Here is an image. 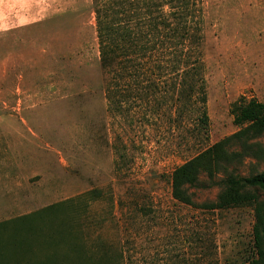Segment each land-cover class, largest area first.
<instances>
[{
  "label": "rangeland",
  "instance_id": "1",
  "mask_svg": "<svg viewBox=\"0 0 264 264\" xmlns=\"http://www.w3.org/2000/svg\"><path fill=\"white\" fill-rule=\"evenodd\" d=\"M199 8L202 142L171 104L110 108L129 81L102 67L92 0H0V264H264V191L245 184L264 132L226 142L247 127L232 105L264 104V0ZM219 143L177 200L174 171Z\"/></svg>",
  "mask_w": 264,
  "mask_h": 264
},
{
  "label": "trees",
  "instance_id": "2",
  "mask_svg": "<svg viewBox=\"0 0 264 264\" xmlns=\"http://www.w3.org/2000/svg\"><path fill=\"white\" fill-rule=\"evenodd\" d=\"M92 5L102 67L108 74L116 72L124 83L129 81L119 86L126 93L119 106L109 97L110 108L129 113L133 107L157 105L161 113L163 106L171 104L176 112L175 116L169 114L170 121L182 124L188 115H194V127L188 132L197 142L208 139L210 119L199 0H92ZM133 98L140 101L132 102ZM231 113L236 126L247 127L226 142L250 130L257 136L264 132V104L257 99L247 102L241 97L232 105ZM220 146L199 153L174 171L177 200L190 204L181 194L183 187L197 182L200 169L213 166ZM245 184L264 191V172L245 180ZM258 216L255 233L264 248V217Z\"/></svg>",
  "mask_w": 264,
  "mask_h": 264
},
{
  "label": "crops",
  "instance_id": "3",
  "mask_svg": "<svg viewBox=\"0 0 264 264\" xmlns=\"http://www.w3.org/2000/svg\"><path fill=\"white\" fill-rule=\"evenodd\" d=\"M260 84H261V82H260ZM264 86V85H263Z\"/></svg>",
  "mask_w": 264,
  "mask_h": 264
}]
</instances>
